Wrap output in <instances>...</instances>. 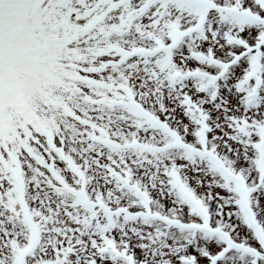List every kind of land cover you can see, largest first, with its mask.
<instances>
[{"label":"snow or ice","instance_id":"1","mask_svg":"<svg viewBox=\"0 0 264 264\" xmlns=\"http://www.w3.org/2000/svg\"><path fill=\"white\" fill-rule=\"evenodd\" d=\"M0 264H264V0H0Z\"/></svg>","mask_w":264,"mask_h":264}]
</instances>
